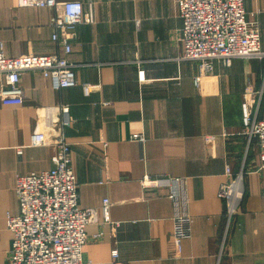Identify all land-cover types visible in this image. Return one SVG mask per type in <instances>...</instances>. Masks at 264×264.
<instances>
[{"label":"crops","instance_id":"obj_1","mask_svg":"<svg viewBox=\"0 0 264 264\" xmlns=\"http://www.w3.org/2000/svg\"><path fill=\"white\" fill-rule=\"evenodd\" d=\"M80 1L91 22L76 28L66 55L52 40L55 32L63 38L52 24L54 10L0 0V52L57 55L80 65L74 87L57 90L40 73L26 72L23 103L0 100V264H8L13 243L7 216L18 213L17 177L53 167L60 133L71 144L79 206L95 211L85 264H264L260 151L242 135L241 109L246 89L264 87V61L215 63L196 87L199 65L182 59L179 0ZM244 6L259 23L263 46L264 0ZM62 107L69 109L67 126ZM37 133L44 145L32 144ZM240 172L244 197L223 241L218 191ZM179 213L191 217L188 239L174 237Z\"/></svg>","mask_w":264,"mask_h":264},{"label":"built area","instance_id":"obj_2","mask_svg":"<svg viewBox=\"0 0 264 264\" xmlns=\"http://www.w3.org/2000/svg\"><path fill=\"white\" fill-rule=\"evenodd\" d=\"M182 27L179 39L183 45L182 59L195 61L199 74L194 78L196 87L214 73L215 63L230 67L236 59H264L262 35L257 20H251L244 0H179ZM18 7L50 8L54 10L52 24L63 33L52 35L60 42L66 55L72 51L70 41L75 38L76 28L90 23L80 0H18ZM80 67L65 57L57 55L7 57L0 52V100L3 103L21 104L24 93L20 87L21 77L26 72L40 73L49 79L55 89L75 86L74 70ZM139 79H145L140 70ZM86 92L88 87H85ZM264 87L259 91L248 88L241 105L242 135L248 144L256 141L260 151L259 172L264 180V117L261 106ZM64 126L69 125V109L61 108ZM136 139L138 137H135ZM45 135L37 133L32 138L34 146L45 144ZM139 141H144L139 138ZM51 161L53 167L41 173L18 176L16 180L17 215L7 216V228L13 234V243L8 254V264H85L84 248L88 241L86 227L95 220V211L79 206V187L72 166V148L63 133L55 139ZM21 153V150H19ZM231 177V169L226 168ZM244 174L235 175L221 185L218 198L225 203L224 237L244 197ZM175 183H180L176 180ZM177 197L171 193L170 198ZM103 209L109 221L108 200ZM174 237L178 240L191 237L192 220L185 213L174 217ZM113 259L118 258L116 250Z\"/></svg>","mask_w":264,"mask_h":264},{"label":"rangeland","instance_id":"obj_3","mask_svg":"<svg viewBox=\"0 0 264 264\" xmlns=\"http://www.w3.org/2000/svg\"><path fill=\"white\" fill-rule=\"evenodd\" d=\"M264 42V41H263ZM264 44V43H263ZM264 46V45H263ZM263 51H264V47H263ZM250 60V59H249ZM251 60H258V61H264V59H251ZM247 90V89H246ZM245 90V92H246ZM245 94V93H244ZM244 96V95H243Z\"/></svg>","mask_w":264,"mask_h":264}]
</instances>
